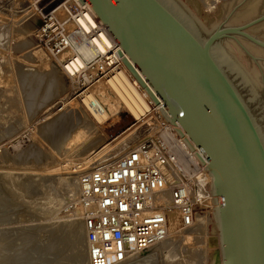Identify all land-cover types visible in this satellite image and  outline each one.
I'll return each mask as SVG.
<instances>
[{"label": "water", "instance_id": "water-1", "mask_svg": "<svg viewBox=\"0 0 264 264\" xmlns=\"http://www.w3.org/2000/svg\"><path fill=\"white\" fill-rule=\"evenodd\" d=\"M87 1L208 159V264H264V0Z\"/></svg>", "mask_w": 264, "mask_h": 264}, {"label": "built area", "instance_id": "built-area-1", "mask_svg": "<svg viewBox=\"0 0 264 264\" xmlns=\"http://www.w3.org/2000/svg\"><path fill=\"white\" fill-rule=\"evenodd\" d=\"M85 1L32 0L29 7L41 18L36 29L39 43L58 59L69 79L84 83L87 71H93L87 80H96L126 69L123 52L116 43L104 42L103 23L96 20ZM87 13L97 22L91 23ZM80 43L92 47L94 56L84 58ZM148 115L152 119L148 126L153 130L132 150L114 166L89 170L80 176L81 191L71 206H77L84 223L90 264L126 263L135 253L168 236L167 206L153 201L159 192H169L171 206L180 211L184 226H191L195 214L206 209L207 183H201L197 176L205 171L207 161L198 151L195 154L199 159L194 156L192 146L182 141L161 112L151 111ZM178 165L184 169H178V178L169 179L164 168Z\"/></svg>", "mask_w": 264, "mask_h": 264}, {"label": "rangeland", "instance_id": "rangeland-1", "mask_svg": "<svg viewBox=\"0 0 264 264\" xmlns=\"http://www.w3.org/2000/svg\"><path fill=\"white\" fill-rule=\"evenodd\" d=\"M31 2L32 0H0V14L3 13L1 16L5 18L0 21V264H10L11 262L13 264H75L73 248L70 245L69 248L54 254L56 245H54V237L49 231L52 225H62L61 227H63L76 221V219H73L74 217L63 216L68 213L66 212V201L61 203L62 205H53L49 211L37 212L30 209L27 199H24L28 195L24 184L27 182L28 177L36 185L32 193L34 194L36 190H39L33 196L36 198L43 193L42 190L52 191L50 189H56L57 185L53 188H47L42 182L46 178L62 181L64 177L69 176L67 171L77 162L76 159L83 155L85 143L70 152L64 149L60 151L53 149L49 138H45L42 128H45L49 120L54 123L59 121L55 129L50 126L49 137L56 141L63 127L68 122L74 121L75 118L71 116L79 115L77 110V113H73L75 109L71 108L74 107L73 102H79V98H75V101L72 100V103L64 106L62 110L59 109L65 102L70 101L79 91L87 88L90 84L84 83L82 80H78V82L70 80L60 67L58 59L51 56L39 43L36 37V29L41 24V18L32 7L29 8ZM41 3L43 4L44 2ZM23 30H28V32H22ZM25 40L31 41L32 44L26 48H20L18 44ZM34 49H41L46 55L47 62H38L37 58L26 56L27 59L25 57L27 52ZM44 63L48 64L44 65ZM51 68L57 69L59 72L63 91L61 90V94L56 93L52 96L51 101L49 100L44 104L42 102L45 100V88L47 86L43 85L44 87L42 86L37 90L39 92L38 102L41 103V108L33 112L29 108L28 102L31 100L33 92L31 88L34 84L31 81L25 82L26 79L23 77V73L18 71L26 72V70L30 69V71L32 70L35 73L31 77L35 78L36 76L44 75V71ZM88 72L91 73L93 71L90 70ZM19 73L21 74L18 75ZM71 81L72 83H69ZM101 81H105V78L101 79ZM60 99L63 100V103L60 102ZM45 115L48 117L47 120L37 121L38 119L44 120ZM67 117H70L68 122L66 121ZM148 117L149 115L137 122L130 132H133V135L130 139L128 137V141L131 140L136 144L144 139L149 132L148 123L150 119L147 120ZM132 119L129 112L120 111L102 123H95L92 126L88 124L83 130L84 142L88 141L90 134L97 138L98 144L105 141L110 142L111 139L116 137V135L119 136L127 128ZM91 135L89 137H92ZM127 135L125 134L122 137ZM122 137H119L109 147L119 143ZM98 144L94 147L98 146ZM90 148L92 146L88 147V149ZM11 157L12 160H8ZM8 166L14 169L8 168ZM86 169H92V167ZM6 170H12L19 182L21 189H17V193L16 189L10 187L6 177L4 178V171ZM8 188H12L15 193ZM59 189L60 192L63 191L62 188ZM11 192H13V196L10 195ZM211 207L212 205L206 206V211ZM187 244V242L186 244L184 242L177 244L180 252L178 251L177 254L171 252L173 256L171 260H168L165 256L158 257L156 255L151 264H176L182 258L190 260ZM195 245L199 246L200 243L196 242ZM145 251L148 252L149 248ZM27 254H30V257L27 258ZM195 264H201V262L199 261Z\"/></svg>", "mask_w": 264, "mask_h": 264}, {"label": "bare ground", "instance_id": "bare-ground-1", "mask_svg": "<svg viewBox=\"0 0 264 264\" xmlns=\"http://www.w3.org/2000/svg\"><path fill=\"white\" fill-rule=\"evenodd\" d=\"M85 5H89L90 8L92 9V14L95 16L96 20L103 23L104 32L102 33V37L104 39V42L109 45H113L114 43H116L117 46L123 52L124 57H126L125 60H128L129 62L128 64H126L125 61L124 63V67L126 68L125 70L123 68L121 71L116 72L113 76L105 78V81H101V79L103 80V78L96 79V81L90 78L87 80V78L91 76L93 72L90 73L87 71L84 74L83 79L87 81V84L90 85L87 88L83 89L82 91H79V93L76 94V96L72 97L70 101H68L67 103L65 102L59 109L62 110L64 106H66L69 103H72V100L75 101V98H79V102L77 103L73 102L74 107H71L72 109H75L73 113L79 112V115H77L78 117L76 115L71 116L72 118H75L74 121L72 122H68L70 117H67L66 121L68 123L59 132L56 141L49 137L51 130L50 126L52 128L54 127L55 129V127L58 126L59 121H56L54 123L52 120H49L47 121L48 124L45 126V128H42L45 138L46 139L49 138L50 144L52 145L53 149L57 151L64 149L65 151L70 152L72 150H76L77 147H80L82 144L85 143L83 149L84 150L83 155H81L78 159H76L77 162L73 166H71L70 169L67 171V174L69 176L64 177L62 181L60 180L56 181L46 178L42 183H44V185L47 188L48 187L53 188L56 185L57 188L50 189L52 191L42 190L43 193H41V195L38 196L37 198L33 196H35V194H37L39 190H36L35 193L32 194L34 191L33 188L36 187V185H34L28 179V177H27V182L24 184L28 193V195L25 196L24 199L25 198L27 199L25 200L29 203L30 209H33L37 212L40 211L41 213H43L45 211H49V209L53 205L56 206L66 201L65 202L67 208L66 212L68 213H65L66 215L63 216H67L71 218L74 217L73 219H76V221L72 224H68V225L66 224L67 226H63V227H61L62 225L60 226L52 225L49 228V231L51 235L54 237V245H56L54 254H58L64 249L69 248L71 246L74 252L75 264H90L87 233L84 228V223L82 218L79 217L77 206L75 207L71 206L73 203H75L81 191V185H80L81 174L89 170L105 169L114 166L116 162L122 156H124L127 151L129 152L134 148L135 145H131V144H135V143H133L131 140L128 141V137L130 139V137L133 135V132L132 133L130 132L137 124V122L143 120L151 111L161 112L159 108L164 105L163 100H161L158 94L145 80L141 71L136 66H134L131 57L128 55L125 49L120 45V43L115 39L113 34L109 31L105 23L102 21V19L99 17L97 12L94 10V8L90 5V3L87 0L85 1ZM1 14H0V21H2V19H5L2 18L3 16H1ZM85 15H87V19L91 23L97 22L95 18L89 15L88 13ZM80 21L85 27L88 26L84 18H81ZM24 31L25 30H23L22 32ZM25 32H28V30H26ZM0 37H1V33H0ZM31 44H32L31 41L25 40L20 42L18 45L20 48H26ZM99 45L102 49L105 48L102 42H99ZM79 49L82 51L81 53L84 56V58L89 59L94 56L95 51L90 46L80 43ZM26 56L30 58H37L38 62L41 61L47 62L46 55L45 53H43L41 49H34L33 51H29L26 53L25 57ZM78 61L83 65L84 62L81 61L80 58H78ZM46 64L48 63H44V65ZM60 67L62 68L65 75H67L64 68L61 65ZM46 70L47 71H44L45 73H43L44 75L42 76L39 75L36 76L35 78L31 77V75L35 73H33L32 70L30 71V69L26 70V72L18 71L23 73V77L26 79L25 82L28 83L29 81H31L34 84V86L31 88L33 91L32 96L30 95L31 100L29 99L30 102H28L29 108L32 109L33 112L37 111L38 108H41L40 106L41 103L38 102L39 92L37 90L41 88L43 85L47 86L45 88L46 89L45 100L42 102L44 104L47 103L49 100L51 101L52 96H54L56 93L61 94L63 91L61 89L63 88L62 79L57 69L51 68L49 70L48 69ZM21 73H19L18 75H20ZM16 78L18 77L16 76ZM76 79L77 78H74V80L73 79L70 80L75 81ZM72 81L69 83H72ZM66 96L68 97V95ZM155 96L159 98L160 100L159 102L155 101ZM60 102L63 103V100L60 99ZM120 111L129 112L133 119L128 124L127 128H125V130L121 132L119 136L116 135V137L111 139L110 142L105 141L98 144L97 138H95V136L90 134L92 137H89L90 136L89 135L87 139L88 141L84 142L85 137L82 136L83 130L84 128H86L88 124L92 126L95 123L97 124L102 123L110 119V116L116 115ZM47 119L48 117H46L45 115L44 120L38 119L37 121H41V120L45 121ZM149 119L151 120L150 117L147 118V120ZM166 122L169 123L173 127V129L179 132L178 133L179 136L182 138V141L186 143V145H188L189 147L191 146L193 147V148L191 147V150L193 151L194 156L197 157V159L199 158L198 155L195 154V152L198 151V153H200L205 158L204 160L207 161L208 163V159L206 158L200 147L192 139L190 134L186 131L184 126L181 125L180 121L178 120L174 121L176 125L170 123L167 120ZM152 130L153 128L148 129L149 132H152ZM125 134L128 135L122 137ZM119 137H122L119 143H115V145L109 147L110 145L114 144V142ZM97 144L98 146L94 147ZM89 146H92V148L88 149ZM10 159L12 160V157L9 158L8 160ZM1 167L4 168L3 166ZM89 167H92V169L87 170L86 168ZM8 168H13V167L8 166ZM179 168L184 169L182 165H178V167L167 166L164 168V172L168 175L169 179L173 180L178 178ZM204 170L205 171H203L202 174H198L197 179L201 183L203 182L207 183V190H206L207 198L205 196L204 202H206V206L212 205V207L209 208L208 211H206L207 209H205L202 212L195 214L194 218L192 219L193 223L191 224V226H184L181 223L180 211L174 206H171V197L169 192L164 191L157 193L153 199L154 204L167 206L166 213L168 220V236L164 240L151 245L149 247L148 252L143 251V252L135 253L126 263L123 264H151L152 261L155 259L156 255L158 257L165 256L168 260H171L173 258L171 252H175V254H177L179 251L177 248V244L181 242H184L185 244L186 242L188 243L187 248H188L190 260H187L186 258L187 260L186 261L182 258L183 260L179 259V261L176 262V264H192V263L195 264L199 261L201 262V264L209 263L210 258L208 257V255L210 251H212L215 248H220L218 225L215 216L214 206H220L222 201H220V196L218 194L211 193V188L213 183L212 176L209 173V171H207V169L204 168ZM13 173L14 172H12V170L4 171V178L6 177V180H8L10 184V187L16 189V193H17V189H21V188L19 182L16 179V176H14L15 174ZM12 188H8V189H11L13 191ZM59 188H62L63 191L60 192ZM13 192H11L10 195H12ZM196 242L200 243V245L199 246L195 245ZM26 257L27 258L30 257V254H27ZM10 264L13 263L11 262Z\"/></svg>", "mask_w": 264, "mask_h": 264}]
</instances>
